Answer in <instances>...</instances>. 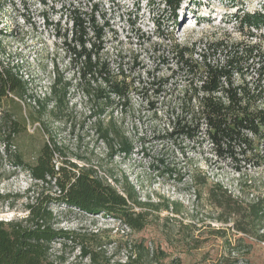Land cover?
<instances>
[{"label": "rangeland", "instance_id": "obj_1", "mask_svg": "<svg viewBox=\"0 0 264 264\" xmlns=\"http://www.w3.org/2000/svg\"><path fill=\"white\" fill-rule=\"evenodd\" d=\"M57 0H0V61L22 76L27 93L10 94L0 108L25 123L26 131L16 139V150L27 164H34L47 141L44 131L53 132L67 155L79 164L94 166L98 176L120 192L134 188L143 203L148 225L133 231L117 218L91 214L63 203L52 205L57 228L68 230L69 240L53 243L52 264H264V224L257 235L236 229L237 216L257 199L264 201V166L221 161L210 145L170 141L164 137L167 93L157 97L132 94L127 108L121 103L101 118L112 117L133 142L130 155L110 154L97 132L99 115L90 116L95 102L88 99L75 74L77 68L63 50L54 24L59 14ZM109 19L107 52L117 54L128 66L145 75L166 77L170 65L163 64L171 43L191 45L226 38L252 41L264 50V27L241 30L234 21L237 8L227 0H184L177 21L161 0H95ZM264 0H246L249 11L263 8ZM59 27V26H58ZM159 27V28H158ZM8 31V33H4ZM254 32L255 37L250 33ZM114 68L117 66L113 64ZM137 66V68L135 67ZM70 82L69 105L57 116H39L35 100L49 96L55 79ZM152 102L154 103L152 105ZM3 147L0 146V150ZM15 149V147L13 148ZM59 156V155H57ZM239 168V169H238ZM24 168L14 167L0 154V220L27 214L26 204L34 192L56 191V187H32ZM226 195L230 207L220 206L211 192ZM234 201H238V206ZM244 207V208H242ZM245 227L244 223H238Z\"/></svg>", "mask_w": 264, "mask_h": 264}, {"label": "trees", "instance_id": "obj_2", "mask_svg": "<svg viewBox=\"0 0 264 264\" xmlns=\"http://www.w3.org/2000/svg\"><path fill=\"white\" fill-rule=\"evenodd\" d=\"M45 3V0H42ZM184 0H161L175 22ZM237 8L234 21L241 30H261L264 27V5L260 10L244 8L246 0H227ZM53 9L59 14L57 36L63 50L77 68L84 95L95 102L90 116L99 115L97 132L106 143L110 154L130 155L134 144L121 131L112 115L105 122L102 117L121 103L127 108L132 94L170 96L164 112V137L203 146L210 145L219 160L236 165L264 166V50L252 41L232 42L226 38L202 41L191 45L171 43L163 64H174L166 77L145 75L128 66L117 54L112 60L107 52L109 19L99 1L57 0ZM59 26V27H58ZM159 28V27H158ZM8 33V31L4 32ZM255 37L254 32L250 33ZM116 64L117 66H113ZM137 68V66H135ZM70 82L55 79L49 96L36 99L39 116L52 115L69 105ZM27 85L12 67L0 61V108L10 94L26 95ZM154 103L152 102V105ZM26 131V125L13 114L3 111L0 116V154L17 168H24L33 180L32 187L55 186L56 191L34 192L26 204L27 214L9 221L0 220V264H52L53 243L72 234L57 228V215L52 205L63 203L91 214L117 218L133 231H142L148 225L143 203L134 188L120 192L98 176L97 170L83 156L79 164L67 155L63 143L44 128L48 135L34 164H27L16 150L17 137ZM15 147V149H13ZM59 155V156H57ZM239 169V168H238ZM220 206L230 207L229 195L225 202L211 192ZM236 204L238 201H234ZM238 206L239 203L237 204ZM244 208V207H242ZM246 215L233 212L238 218L236 229L244 234L257 235L264 224V201L257 199L246 204ZM238 223H244L240 227Z\"/></svg>", "mask_w": 264, "mask_h": 264}]
</instances>
